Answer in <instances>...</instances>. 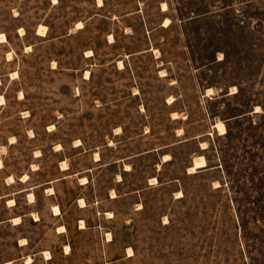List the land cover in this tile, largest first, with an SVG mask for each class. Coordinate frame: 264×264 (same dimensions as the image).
Segmentation results:
<instances>
[{
	"label": "rangeland",
	"instance_id": "1",
	"mask_svg": "<svg viewBox=\"0 0 264 264\" xmlns=\"http://www.w3.org/2000/svg\"><path fill=\"white\" fill-rule=\"evenodd\" d=\"M1 32L0 264H264V0H0Z\"/></svg>",
	"mask_w": 264,
	"mask_h": 264
},
{
	"label": "bare ground",
	"instance_id": "2",
	"mask_svg": "<svg viewBox=\"0 0 264 264\" xmlns=\"http://www.w3.org/2000/svg\"><path fill=\"white\" fill-rule=\"evenodd\" d=\"M102 2V1H101ZM167 8V4L165 3V6H164V9H166ZM170 22V19L169 18H166L165 19V22H164V24L165 25H167L168 23ZM82 26V21H79V22H77V27H81ZM46 32H47V26L46 25H44V24H40L39 25V27L37 28V33H39V34H42V35H45L46 34ZM0 37H1V41H5V40H7V37H6V34L5 33H3V32H1L0 33ZM28 48L30 47V46H27ZM10 54H11V52H10ZM12 55V54H11ZM9 56V55H8ZM9 59H10V56L8 57ZM55 62H53V64H54ZM119 63H121V65H123V62H122V60H119ZM55 65V64H54ZM86 76H88L89 75V70H86ZM0 83H1V79H0ZM0 99L1 100H4V97L3 96H0ZM259 108L257 107L256 108V110H258ZM216 127L219 129V131L221 132V133H224L225 131H226V127H225V125H224V122H222V121H218L217 123H216ZM97 158H99V157H97ZM2 165V163H1V160H0V166ZM128 166V165H127ZM63 168H67V166H64ZM27 177H28V174L26 173V174H24L23 176H22V179H27ZM119 177L121 178V176H120V174H119ZM8 178V180H11V181H13V180H15L14 179V177L12 176V175H10L9 177H7ZM84 181H87V179H86V177H83L82 178ZM153 179H156V177H154ZM10 202L12 201V203H14V200L13 199H10L9 200ZM80 202H81V204H85V200H84V198H80ZM54 209H55V213H58V212H60L59 210V206L58 205H55L54 206ZM19 219H20V217L19 216H16V217H14L13 218V220L15 221V223H18L19 222ZM83 226V225H82ZM60 227H63L64 228V226H60ZM108 236H110L108 239L110 240L111 239V234L110 233H108ZM67 248L69 249V245H67ZM129 251L130 252H132L131 251V249H129ZM46 252V254L48 255V257L50 256V252L47 250V251H45ZM32 261V257L31 256H29L28 258H27V263H29V262H31ZM10 264V261H8L7 262V264ZM94 264H96V263H94Z\"/></svg>",
	"mask_w": 264,
	"mask_h": 264
}]
</instances>
